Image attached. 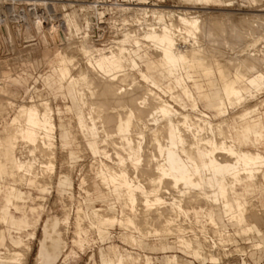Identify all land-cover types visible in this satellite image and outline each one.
<instances>
[{
	"label": "bare ground",
	"instance_id": "1",
	"mask_svg": "<svg viewBox=\"0 0 264 264\" xmlns=\"http://www.w3.org/2000/svg\"><path fill=\"white\" fill-rule=\"evenodd\" d=\"M226 1L232 4L230 0ZM200 2L204 4L212 0H193V3ZM27 3L31 5V11L24 10L14 15L18 33L22 35L23 43H26L23 49L28 51L27 59L32 60L30 50L35 48V43L31 42L35 37L32 36L29 27L33 24L36 32L40 33L44 46L40 53L41 59L46 64L53 62L60 84L65 85L67 89L61 95H69L73 100V104L65 106V110L73 113L76 121L74 120L72 124V117H63L64 115L59 114L57 127L55 110L51 107L50 100L44 96L34 95L29 101L22 103L23 105L15 110L7 126L0 129V197L18 209L19 202H25V193L10 180L23 179L27 185H38L39 179L45 180L46 176L50 177L52 172L55 173L56 131L59 128L62 139L67 144L72 138H77L76 126L87 136L94 135V132L101 135L112 133L111 137L114 138H111L109 146L118 145L125 151L124 156L118 153L107 154V148L110 147L102 146L103 155L112 161L107 162L101 158L93 161L95 185L105 196L118 200L122 208L113 214H109L106 207H92L86 211L80 202L75 211L77 222L87 219L90 226L98 232L106 231L109 225L117 223L124 225L123 227L130 233L137 230L144 237L151 234L154 236L175 234V239L168 242L170 247H181L184 253L198 259L205 255L213 262H219L222 253L226 251L218 246L220 243L222 245L224 240L221 239L220 231L216 227L221 221L220 212L223 210L230 215L228 219L231 223L240 227L247 223L248 227L255 230V227L259 226L261 232L262 228L257 220L263 218L264 212L262 211V214L260 212L262 217L257 216L261 219L255 221L256 208H250L251 212L255 210L252 217L249 216V207L246 205L247 199L253 193H261L264 189V152L258 148L247 149L243 146V142H247V136L243 131L251 127L249 119L253 120V114H259L257 113L259 107L264 104L263 98L249 105L257 96L254 92L264 89L262 70L264 58L258 54L259 52L251 51L253 47L251 44H239L238 49L236 48L238 54L233 55L230 52L231 56L226 55L227 52L220 48L211 50L210 46L208 47L209 42L207 45H204L206 42L201 43L203 38L207 40L210 38L215 43L220 38L215 35L212 24L209 26L210 24L206 23L208 26L204 27V22L201 25V15L196 14L198 10L176 11L165 9L163 6L152 7L140 3H132L131 6L128 3L130 6L122 4L115 8L124 13L121 18L125 24L130 20L136 27H128L127 24L122 27L121 23L120 37L115 38L114 44L98 47L95 45L97 42L90 39L87 33L81 36L76 44L73 41V45L70 43L65 47L63 44L60 47L57 44L48 47L49 41L39 21V15L46 13L48 3L45 0H29ZM37 6H41V9L36 10L34 7ZM0 10V31L3 30L7 34V39L13 46L15 42L10 28L12 23L1 5ZM202 12L211 14L212 11ZM258 12L260 10L251 13L253 21L264 18V13ZM220 14L225 16L226 13ZM227 14H230V17L232 15ZM214 20L219 24L226 19L221 18L219 21L217 17ZM64 22L67 24L66 28H69V31L71 29L70 32L77 27L73 19H65ZM51 29L52 26L47 30L52 38L57 37L59 34L57 35L56 29L54 31ZM245 29L252 30L251 27ZM224 31L222 32L226 34ZM70 32L69 37L74 33ZM261 39L264 41V37ZM212 41L210 42L213 45ZM181 43L185 45L182 46ZM219 43L215 47H218ZM77 55H81L85 60L84 67L78 64ZM152 58H156L166 75L187 96L192 110L196 111L197 115L179 111L163 98L162 94L166 91L150 73L151 63H154L150 61ZM48 78L51 79L50 76ZM190 83L197 89L199 95L206 99L209 108L215 105L218 107L219 117L207 114L199 108ZM203 88H206V91L201 92ZM7 93L6 89L0 88V95L7 96ZM170 98L176 97L171 94ZM3 99L7 105L2 104L3 100L0 97V108L3 107L4 111L8 109V105L11 107L14 105L9 101L12 100L11 97ZM99 102L110 105L106 107L109 112L105 113V106ZM88 105L90 107L87 108ZM237 107L241 109L230 111ZM242 121H246L247 124L244 128L242 126L241 132L234 134L233 125ZM95 122H99L100 131ZM88 144L91 149H99L96 143L92 144L89 141ZM61 146L66 150L64 144ZM86 179L82 177L81 181L79 180L81 186ZM238 186L241 191H238ZM86 189L91 193L95 192L94 186L89 185ZM219 203L223 209L218 206ZM247 212L249 215H246ZM200 215L211 223L212 228L216 227L213 228L215 235L212 234L217 237V242L205 243L206 237L203 236L207 231L203 224H200L202 222L195 225V228L200 230L199 234L195 232L187 234L188 229L193 231L195 228L191 226L192 224H185V221L187 219L190 221L189 218L192 217V221L195 219V222H198ZM135 217L138 218V222L135 221ZM250 217L254 221L248 223L252 220ZM6 222L7 213L0 209V223ZM56 223L54 218L48 219V228L59 230ZM143 226L147 229L144 230ZM240 227H236L239 228V231L235 229L236 232L246 230L241 231ZM244 234L246 235V231ZM107 238L110 239L111 235ZM123 238L130 244L138 243L133 234H124ZM18 244L24 246L26 250L30 248L28 241L21 240ZM145 244L148 245L147 242ZM253 245L251 246L262 247L257 241ZM117 247L114 244L107 246L103 262L138 264L140 260H144L147 264V254L127 249L124 254L114 257ZM212 247L222 252H214ZM24 251L13 249L7 244V249L0 255V264L24 263L21 262L23 255H26ZM168 258V264L182 262L175 254H170Z\"/></svg>",
	"mask_w": 264,
	"mask_h": 264
},
{
	"label": "rangeland",
	"instance_id": "2",
	"mask_svg": "<svg viewBox=\"0 0 264 264\" xmlns=\"http://www.w3.org/2000/svg\"><path fill=\"white\" fill-rule=\"evenodd\" d=\"M28 1L29 0H1L0 2L2 10H4V12L8 16V19L12 23L10 28L15 42L14 43L15 45H13L14 46L13 47L7 39V34L3 30L0 31V62H1L0 69H2L0 70V88L2 87L8 91L7 96L5 95L3 96L2 94L0 95V97L3 100L2 101L3 105H7L4 104L5 99L3 98L8 96L12 98V100L9 99V101H11L12 104H14L12 107L11 105H8V109L11 110L7 109L4 111L3 107L0 108V110L3 111L2 113H0V129L5 125L7 126L15 110L18 109V107H20L21 105H23L24 102L26 103L27 101H29L31 97H33L34 95H39L42 97L44 96L45 98L50 100L49 103L51 104V107L55 110V123L57 127L59 126L58 124L59 114L62 116L64 115L63 117H72L73 118L72 124L74 123L75 120L74 114L71 112H67L65 110V106H67L68 104L72 105L73 100L72 97L69 95H65V96L61 95L63 92L67 91V89L65 85L60 84L57 76V71L55 70L54 64H52L53 62H49L48 64H46L41 59L40 53L43 50L44 46L42 39L40 38V33L36 32L33 24L29 26L32 32V36L34 35L35 37V40L31 41L32 43H35L34 45L35 48L30 50L32 60L27 59L28 51L23 49L24 48L23 46L26 43H23L22 35L18 33V29L15 24L16 18L14 17V15L17 12H23L24 10L25 12H27V10L31 11L30 9L31 5L27 3ZM45 1L48 3L47 4L48 8L44 15H39V21L42 25V31L46 34L48 41L51 43L50 44L48 42V47L51 46L53 47L56 44L59 47L63 44L62 46L65 47L67 46L66 44L72 43L73 45V41L74 44H76L80 40L79 38L81 36L86 35L87 33H89L90 39L92 40L94 39V41L97 42L94 43L98 47H107L109 46V44H114L115 38L120 37V31L123 25L127 24V23L125 24V22H123L121 18L124 16V13L123 14L120 13V11H118L115 8V6L122 4L126 6H130V5L132 6V3H140L149 6L152 5V7L156 6L161 8L163 6L165 7V9L169 8L171 10H176V11L187 10V9L196 10V11L198 10L199 12L196 14L201 15L200 18L202 19L201 20L202 22H200L201 25L204 22H205L203 24L204 27L208 26L209 24H210L209 26H211L212 24L215 35H218L217 37L220 39L222 37V39L221 40L219 39L218 41H216V43L215 41H212L210 38H208V40L206 38H203L204 41L202 40L201 43L204 44V42H206V44L204 45L210 43L208 47L210 46L209 48L211 50H214L215 48H220L222 49V51L227 52V53L225 52L226 55H230V52L233 55H236V53L238 54L237 46H240L243 43L244 44L248 43L251 44V46H253L251 51H255L257 53L259 52L258 54H260L264 58V41L261 39L262 37H264L263 34L264 18L260 19L262 20V22L260 20L253 21L252 19L254 17L253 15H251V13H254L255 10H260V12L258 13L261 14L264 13V0H230L232 4H229L226 0H223L225 5L224 3H215L210 6H206L203 4H194L191 0H45ZM193 7H199V8L194 9ZM201 7H208V8H201ZM34 8L36 10H40L41 6H37ZM205 10L212 12L211 14H206L202 12ZM221 12L226 13L225 16L224 14H220ZM227 13H231L232 14L231 17L229 16L230 14ZM245 13L247 16H245ZM249 14L251 17L249 16ZM222 15L223 17H220ZM217 17L219 21L221 20V18L222 19L225 18L227 21L224 20L222 21L223 23L219 22V24L221 23V25H219L217 20L213 21V19ZM65 19H73L76 22L77 27L74 28V30H72L74 33L70 32L71 29L69 31V28H66L67 24H65L66 22H64ZM129 21H128L129 25L127 24L128 27H136V24L134 22L132 21L129 22ZM212 21L214 23H212ZM246 21L249 23V25ZM60 23L63 24V25L61 24V27L63 29L60 27ZM121 23H122V27L120 26ZM216 24L218 25L216 26ZM260 24L263 26L262 28L260 27L261 26ZM51 26H52L51 31H54L56 29L57 35L59 34L60 36L58 35L57 37L52 38L51 34L49 33V30H47ZM220 27H222V29H220ZM246 27L247 28L251 27L252 32L249 29L248 31L246 29L244 30V28ZM89 28L91 29V32ZM217 30L220 31L217 32ZM221 30L222 31L225 30L224 32L226 34H224ZM258 31L259 33L261 31L263 32L259 34ZM69 32L71 34L73 33L71 37H69L70 36ZM256 32L258 34H256ZM245 34H247L248 36ZM261 34L263 36H261ZM73 35L75 38H73ZM64 36L65 37L67 36L69 38L67 37L65 38ZM257 36H261V37L258 38ZM224 38H226V40ZM209 40L214 42L213 45ZM261 41H263V43H261ZM217 43H219V45L221 43L222 44L220 45V47L219 45L218 47H215L217 46ZM181 45L183 46L185 44L181 43ZM224 45L227 47L228 45H230V47H228L229 49H227V47H225ZM221 46H224V48H222ZM77 59H78V64L80 63L81 65L80 64L79 65L81 67H84L85 60L83 59V57L81 55H77ZM143 60L144 62L146 60L144 56H143ZM150 61L154 62L151 63L152 64L150 69L151 75H154L156 77L158 83L160 82L161 87L166 91L165 94H162L163 98L167 99L179 111L189 112L191 115H197L196 111L192 110L191 102L189 101L187 96L182 92V90L179 87H176L173 81L166 75L163 68L158 65L156 58H152ZM221 62L222 60L219 63ZM262 66H264V59ZM262 68H263L262 70H264V67ZM49 76L51 77L50 80L48 78ZM190 87L193 93L197 97L199 108L207 114H213L215 115V117H219L218 107L215 105L214 107L209 108L206 99L199 95V92L193 86L192 83H190ZM202 91L203 92L206 91V88H203L201 92ZM261 91L254 92L255 94H257V96L256 98H253L250 101L249 105L254 104L260 99L264 98V89L262 92ZM171 94L175 95L176 98L171 99L170 98ZM6 99L8 100V98ZM100 103L102 104V102H99V104ZM109 106L110 105L108 106L103 105V107L106 109L104 110L105 113L109 112V109L107 111V108ZM88 107L90 106L88 105L87 108ZM240 109H241L240 107H237L233 110L230 109V111H234V110L238 111ZM259 109L263 110L262 106H260ZM98 123L99 122H95V126H97V128L100 126ZM98 129L100 131L101 128ZM75 130H78L79 132L83 133L76 126H75ZM78 131H77V138H72L67 142V144H65L60 134L59 128L57 129L54 138L55 140L54 144L57 147V148L55 147V151H54L55 173L52 172L50 174V177L46 176L47 178L45 177V180L44 178L43 180L39 179V181H37L39 186L27 185L25 180L23 179L18 181L10 180L11 183H14L15 186L20 188L25 193L26 196V198L24 199L25 202L20 201L19 203L23 202V204H25L24 206L30 205L32 206V208L35 207L34 211L32 213L30 212L29 216L27 215L28 219L24 216V214L17 212L20 210V206L18 210L11 209L9 211V213L13 217L22 218L24 220V228H22L21 230H18L16 228H11L10 234L13 237L21 235L24 239L28 240L31 245V249L29 251H26L23 248L24 246H19L17 248L12 246L13 249H21L22 251L25 250L24 252H26L25 253L26 255H23L24 257L22 259L23 261L21 260V262H24L23 264H37V258H38V264H49L51 259H53V261L55 260L53 264H106L105 262H103L102 259L105 255V252L107 251V246L110 244H114L118 246L117 248H115V252L113 254L114 257L119 256L120 254H124L125 249H127L128 251L131 252L135 251V252L147 254L148 255L147 264H168V259H169L168 256L170 254L171 255L175 254L176 256L179 257V259H182L181 264L182 263L183 264L186 263L187 264H214V263L215 264H264V214H262V211L264 212V193L262 195L263 198L261 202L258 201V199L255 198L254 196L248 198L246 202V205L249 207L248 210L250 211L249 213L250 215L248 214V212L246 215L251 216L253 212L255 214V210H256L257 214L255 215L256 218H254L255 221L256 219H261L260 217L262 216L260 214L263 215V218L261 219L262 221L257 220L258 225H260V227L262 228L261 232H259L260 231L259 226H256L255 227L256 230H255L252 227H248L246 225L247 223L246 224L244 223L241 226L245 228H241L240 225H236L230 222L229 220L230 215L227 212H225L224 210L220 212L221 221L219 225H217L216 227L219 229L221 234L220 235L221 239H223L224 241L222 242V245L220 243L218 244V246L220 245V247H223V249H225L226 251L222 253L219 262L218 261L213 262V260L211 261V259H209L205 255H203L201 259H198L195 256H192L191 254L184 253V250L181 247H177V248L170 247V245H168V242L173 241V239H175V234H168L165 236H154L151 234L148 237H144L142 234H139L137 230H133V233H130L125 229V227H123L124 225L123 226L118 225L117 223H114V225L112 226L109 225L106 231L103 230L101 232H98L97 229L90 226L89 221L87 219H85L83 222L82 221L77 222L75 211L76 208L79 207L80 202H82L81 207H83V209H85L86 211H88L92 207H96V208L106 207L108 210L107 212L109 214H113L118 212L122 208L121 203L118 200L115 201L114 199L105 196L100 191V189L95 185V172L93 166L95 159L97 160L101 158L102 160L107 162L112 161L110 158L105 157L103 155L101 149L102 146L110 145L111 138L112 139L114 138L113 136L111 137L112 133H108V135L103 134L104 135L103 136L101 135V133H99L100 134L99 135L94 132V135L87 136L84 133H83L84 135L79 133ZM108 140L110 141L108 142ZM89 141L92 144L96 143L97 145H99V149L98 150L91 149L88 144ZM63 144L66 147V150L63 149V147L61 146ZM110 148L109 149L107 148V154L118 153L121 156L125 155V151L119 148L118 145H113ZM82 177L88 179V180L86 179V182L83 184V186L80 185V181ZM19 181L21 182L19 183ZM89 185L95 187L94 193H91L86 189L87 187L89 188ZM237 189L238 191H241L239 186L237 187ZM0 199L4 201V205L0 207L3 209L6 206V202L1 197ZM218 206H220V208L223 209V206L220 203L218 204ZM251 207H255L256 209L251 212L250 210ZM124 211H126V209H124ZM254 214L252 215V217H254ZM257 215H259L260 217H258ZM191 216H193L192 213ZM50 218H54L56 220L57 222L56 225L59 229V233L61 236L59 240V244L61 248L63 246V250L62 251L60 250L59 253H55V251H47L45 249L44 250L40 249L41 242L47 244V240L52 238V237L43 238V233L46 230L47 221ZM35 219H38L36 223L34 222ZM189 219L190 221H188L187 219L185 221V224L186 223L190 225L192 224L191 226H193L194 228L195 225L203 224V226L207 231V233H205L207 236L205 234L203 236L204 238L206 237V239H204L206 244L208 243L212 244L211 241H215V242L218 241L217 237L216 236L214 237L215 234L213 232L216 229V227L213 226V228L215 227V229H213L211 223L205 220L203 215H200L198 222H195V219L194 221H192L193 220L192 217ZM254 219L252 218V220H249L248 223H251L252 221H254ZM135 221L138 222V218L135 217ZM29 223L36 224L34 235L31 234L33 228L29 227L30 226ZM78 223L79 224L82 223V224L78 225ZM2 225L5 226L3 223H0V226ZM236 227H240L241 231H244L246 229L245 230L246 235L244 234L245 231L241 233L236 232V230L239 231V228L236 229ZM26 228H28V230L24 231ZM143 228L144 230L147 229L144 226ZM197 229H198L197 227L195 228L196 231L195 230L192 231L191 229H188L187 234H192L193 232L199 234L200 230L198 231ZM5 233L7 234V232ZM124 234L135 235L136 239L138 240L137 241L138 243H136L135 245L128 243L123 238ZM108 235H111L110 239L107 238ZM255 241L260 242L262 244V247L261 248L252 247L254 246L253 243ZM145 242H147L148 245H146ZM214 248H213L214 252L215 251L222 252L219 249L217 250L216 247ZM4 250L5 247L3 245H0V253ZM138 264H146V262L144 260H140V263L138 262Z\"/></svg>",
	"mask_w": 264,
	"mask_h": 264
},
{
	"label": "crops",
	"instance_id": "3",
	"mask_svg": "<svg viewBox=\"0 0 264 264\" xmlns=\"http://www.w3.org/2000/svg\"><path fill=\"white\" fill-rule=\"evenodd\" d=\"M191 1L193 2V0H191ZM215 3H224V2H223V0H212V2H210V3H204V4L203 3H198V4H203V5H206V6H210V4L213 5ZM194 4H197V3H194ZM224 5H225V3H224ZM159 84H160V82H159ZM260 106H262L263 110L259 109V111L257 112L259 114H256V113L253 114L254 115L253 120L249 119V122L251 123V127L249 129L243 131L246 134V136H247V142H243V146L245 148H247V149L258 148L259 150L264 152V108H263L264 104H261ZM246 124H247L246 121L235 123L233 125L234 126V129H233L234 134H236L237 132H241ZM242 126H243V128H242ZM263 193H264V190H262L261 193H257V194L253 193L251 196L252 197L254 196L255 198L258 199V201L261 202V200L263 198V196H262ZM25 198H26V196H25ZM2 199H4V198H2ZM22 204L23 203H19L20 210L17 211V212H19L21 214H24V216L27 218V215L29 216V213L30 212L32 213L34 211L35 207L33 206L34 208H32V206H30V205L24 206L25 204H23V205ZM3 205H4V201L0 199V207H2ZM0 209H2V208H0ZM11 209H17V208L13 207V204H11V203L8 204L7 202H6V206L2 209L4 211H6V213H7V222L3 223L5 226H3V225L0 226V245H3L5 247V250L7 249V244L10 247L13 246V247L17 248V247H19L18 243L21 240L28 241V240L24 239L21 235L13 237L10 234L11 228H16L18 230H21L22 228H24V220L22 218L13 217L9 213V211ZM37 221H38V219L34 220L35 223ZM29 225H30L29 227L33 228V231H32L31 234L34 235L35 234V229H36V224L29 223ZM28 228H26L24 231H27ZM5 232H7V234ZM48 237L49 238L52 237V238L47 240V244L44 243V242H41V247H40L41 250L45 249L47 251H55V253H59L60 250L61 251L63 250V246L61 248V246L59 244V240H60V237H61L60 233H59V230H56L54 228L49 229L48 228V221H47L46 230L43 233V238H48ZM24 249L26 250V248H24ZM30 249H31V245H30V248L28 250H26V251H29ZM2 252L0 253V255L2 254ZM54 261H53V259H51L49 264H53ZM37 264H38V258H37Z\"/></svg>",
	"mask_w": 264,
	"mask_h": 264
}]
</instances>
